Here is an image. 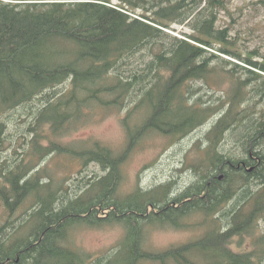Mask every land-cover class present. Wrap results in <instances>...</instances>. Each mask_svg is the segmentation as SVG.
Segmentation results:
<instances>
[{"label": "trees", "instance_id": "1", "mask_svg": "<svg viewBox=\"0 0 264 264\" xmlns=\"http://www.w3.org/2000/svg\"><path fill=\"white\" fill-rule=\"evenodd\" d=\"M0 7L7 12V22L0 24V69L13 64L9 79L0 83V132L8 126L5 113L27 107L26 113L33 114L31 109L42 104L43 111L33 116L34 121L17 128L21 139L36 133L31 141L40 158L32 168L48 154L79 166L63 178L50 173L43 183L39 179L48 173L46 167L27 178L25 172H17L10 185L0 183L5 216L0 227V264H264V231L257 232L260 221L264 222V59L254 61L253 52L237 48L231 24L217 26L219 10L226 8L224 0H0ZM46 18L55 22H43ZM186 21L191 31L183 37L162 29ZM54 36L58 37L54 46L46 48V40ZM167 42L177 48L175 56L167 51ZM198 44L217 47L218 52L244 61L246 67L234 63L229 69L228 60ZM152 66L156 68L149 91L137 106L125 107L130 85L143 80ZM106 68L112 71L104 80ZM198 80L209 89L227 81L229 88L219 104H206L202 96L194 98L197 89L192 83ZM56 85L59 88L48 98L41 96L30 107L46 87ZM140 109L144 111L138 119ZM122 110L125 143L121 148L93 138L62 142L66 133L81 128L92 114ZM218 110H224L223 115L205 133V149L197 148L199 161L192 166L199 180L178 194L185 199L179 203L188 208L185 221L199 215L203 232L165 251L147 250L145 229L175 225L178 202L167 199L166 183L147 190L141 196L143 205H133L135 192L120 189L123 165L148 135H164L172 142L190 132L181 127L185 120L201 125ZM44 124L49 127L43 129ZM229 140L233 145L225 156L220 155L219 147ZM92 163L101 175L84 173ZM219 163L226 167L216 168ZM73 174L79 178H72ZM55 178L57 183L52 185ZM230 182L232 190L227 186ZM97 186L106 188V195H99ZM242 190H246L244 202L226 210L233 191ZM220 213L226 219L247 215L251 223L226 231ZM106 225H120L124 234L113 252L91 259L76 244L75 233L80 227Z\"/></svg>", "mask_w": 264, "mask_h": 264}, {"label": "rangeland", "instance_id": "2", "mask_svg": "<svg viewBox=\"0 0 264 264\" xmlns=\"http://www.w3.org/2000/svg\"><path fill=\"white\" fill-rule=\"evenodd\" d=\"M224 2L226 8L219 10L217 26L226 27L228 24H231L230 34L233 39L236 38L237 48L242 52H253L254 61H261V59H264V0H224ZM166 30L171 34L183 37L184 33L191 31V28L185 24L172 23L171 28ZM215 49L217 51V47ZM215 53L230 62L226 65L229 69L233 67L234 63L241 67H246L244 61L234 56L220 52ZM237 70L238 73L241 72L240 68ZM225 75V73L221 74L219 76L220 79H224ZM218 86L209 89L199 80L193 82V89H197V94L194 98L202 96V101L206 102V104L217 105L220 103L218 99L224 97L223 91L229 88V83L221 81ZM143 111L144 109L137 111L138 119H141ZM123 114L124 110L121 112H110L105 115L98 111L95 115L92 114V116L87 117L84 124L80 126L81 128L66 133L62 137V142L67 143L77 138H93L115 149L121 148L125 143V132L121 125ZM211 120L210 123H206L199 131H195L194 134L180 137L172 142L164 135H148L135 146L133 152L123 165L124 178L120 187L121 191L129 193L136 187H139V185L144 190H149L169 183L167 196V199H169L199 180L198 172H195L192 166H197L200 152L193 145L196 141L205 138L204 135L210 127ZM10 126L9 132H12L10 138L16 140L15 134L20 135L22 131L17 130L15 125ZM22 128L24 127L22 126ZM235 133L234 131L232 135ZM231 144H233V140ZM202 145L204 146L201 148L205 149L206 142L202 141ZM5 156L6 153L0 150V161ZM43 165L46 167L48 173L43 174L39 179L41 183L48 180L50 173L63 178L69 175L70 172H75L79 167L75 162L61 158L55 154L45 156L38 166ZM84 173L87 176L93 177L94 175H101L103 172L92 163L85 168ZM78 175L73 174L72 178H79ZM56 183L57 178H55L52 185ZM75 183L74 188L78 185L79 181ZM240 198L243 199L244 196ZM1 205L0 201V222L2 219L1 223H4ZM234 206L235 204L230 202L226 210H232V208H235ZM221 217L225 219L226 214H222ZM199 219V216L193 215L188 217L186 221L190 224L197 222ZM260 225L257 232L264 231V222L260 221ZM202 232L203 228L197 223L181 226L180 228L173 226H149L145 229L144 247L150 251H165L171 246H177L196 238ZM123 234L124 228L120 225H106L102 227L84 226L76 231L75 241L85 251V254L95 257L98 254L113 252ZM144 264L154 263L144 262Z\"/></svg>", "mask_w": 264, "mask_h": 264}, {"label": "bare ground", "instance_id": "3", "mask_svg": "<svg viewBox=\"0 0 264 264\" xmlns=\"http://www.w3.org/2000/svg\"><path fill=\"white\" fill-rule=\"evenodd\" d=\"M2 1H4V0H2ZM6 1H10V0H6ZM76 1H87V0H76ZM194 11L195 12H193L190 17H193L196 14V12L198 11V9H196ZM6 16H7V12L4 11V7L3 8L0 7V24L2 22L3 23L7 22L5 20ZM41 19H43V18H41ZM41 19H39V20H41ZM42 21L45 22V23H50L51 24L53 20L51 21L50 19L46 18V19H44ZM187 21L185 23H183V24L188 25ZM53 22H55V21H53ZM95 29H97V28L95 27ZM173 35H176V34H173ZM57 39H58L57 36H54V37H52L50 39L48 38L46 40V42H47L46 43V48H51L52 49V47L54 46V44H55ZM36 45H37L38 48L42 47L41 43H36ZM198 45L203 47L201 44H198ZM166 47H167V51L170 54H172V56L176 55L175 53L177 52V48L174 46V44H170V43L167 42L166 43ZM206 50L208 52H210V53L218 52V51H216L215 48L206 49ZM213 51H215V52H213ZM141 52L145 53V55L147 54V50L146 49H144ZM183 54H189V51L188 50H183ZM15 58H16V56H15ZM155 68L156 67L152 66V68L149 70L148 74H146V77L143 80H141V81H139V80L137 81L136 80L132 84V88H131V85H130V89L132 90L131 91L132 93H130L127 97H125V99H124V106L125 107L132 108V107L137 106V102H138L139 98H142L149 91V89L151 87V81L154 80V75L153 74H154ZM111 71H112L111 68H106L104 70V72H103V79L104 80H106V79H108L110 77ZM12 73H13V64L11 66H9L8 69H0V83H4L5 81H7L9 79L7 77V74H12ZM149 81H150V83L148 84ZM148 86H149V88H148ZM58 88H59L58 85H56L55 87H51V86L46 87L44 89L43 95L39 94V95L36 96L37 98L32 99L33 101H32V103H30V107H34L35 106L36 102L38 101V98H40L41 96H45L46 98H48V96L51 95L53 93V91H55ZM43 106H44V103H43ZM43 108H42V104H40V105H38V106H36V107L31 109L33 111V114H28V113H26L28 111L27 107H23V108L22 107H19V108L17 107L15 109V111H13L12 113L9 112V113H5L4 114L6 119H8V126H6L4 128V130H3L4 135H3V133L1 134V132H0V150L3 151L4 153H6V156L4 157L5 161H2V160L0 161V183H1L2 186L10 185L12 183L10 178H12L14 174H17V172H22V173L25 172V174L29 175V176H24V177L27 178V177H30V175L33 174L34 172L39 171L40 169H42L44 167V165L40 166V167L38 166L39 163L41 164V162L44 160V158H43L37 163V165L34 167V169L32 168L33 163L36 162L38 160V158H40L39 151L34 147L32 141H31L36 136L35 131L27 133L25 135L26 137L24 139H21L19 137V135H16V140H13V139L10 138L12 136V132H9L10 131V127H11L10 125H15L16 128H18V127L24 126L28 122L30 123L31 121H34L33 116L36 113H41L43 111ZM223 112H224V110H218V111L215 112V114L213 115L214 118L211 120V124H212V125L210 124L211 126L216 124L217 119L221 118V116L223 115ZM53 117L56 118V119H61V120L64 119V117L61 116V115H53ZM250 118L251 117H249V119ZM207 123H210V120ZM205 124H206V121H204L201 125H199V124H196V121L194 119L193 120L187 119V120H185L183 122V125L181 127L182 128L187 127L188 129H190V132H188L186 134V135H189V134H194L195 131H199L200 128H202V126H204ZM211 126L209 128H211ZM48 127H49V125L44 124L42 128L43 129H47ZM209 128L207 129V131L209 130ZM207 131H206V133H207ZM186 135H184V136H186ZM204 137H205L204 139L196 141L194 143L193 147L194 148H201L202 146H204V145H202V141L203 142H207L206 135H204ZM229 142L230 141H225L223 143V145L221 147H219L218 151H219L220 155L225 156L226 155L225 152H226L227 147L231 148V146L233 144H231V142L230 143ZM23 149H24V151H23ZM31 151H32V153H31ZM235 151L238 152V148H236ZM27 155H29V156L25 160H22V158L27 156ZM48 155H50V154H48ZM229 157L230 156H228L227 158H229ZM225 167H226V165L223 164V163H219L216 166V168H223V169ZM217 173H219V172H217ZM240 176L241 175L239 173H238V175H236V177H238V179H240ZM249 177H251V176H249ZM195 183H192L190 185V187L192 185H194ZM243 183L247 184V179H244ZM250 183H252V182L250 181ZM232 185H233L232 182H230L227 185L230 190H232ZM95 191L101 196L102 195H106V193H107L106 188H103L101 186H97ZM146 191L147 190H144V188L140 187V185H139V187H136L132 191V192H135L134 194L136 196V198L134 199L133 205H140L141 206V205L144 204V200L141 198V196H143ZM184 191H188V188L183 189L182 192H180V194H182ZM224 191H228V190H226V188H225ZM71 192H72L71 193L72 195L75 194V192L73 193V190H71ZM132 192H129V193H132ZM245 192H246V190L233 191V194H232V197L230 199V202L233 203V204H239V203L241 204L242 202H244L245 199H242L240 197H243ZM224 194L227 195L226 192ZM174 198H176L177 199L176 202H178V203H176L177 207L175 208V212L177 214H175L174 216L175 217H177L178 215L182 216L183 213L188 209V208L185 209L182 206V203L185 202V199L182 196H180V195H176V196H174ZM240 199H242V200L240 201ZM180 201L182 203H179ZM209 201L213 202L212 200H209ZM62 204L66 205L67 203L64 201ZM191 204H193V203H191ZM66 209H69V208H66ZM220 215H221V213H220ZM135 219H137L138 223L142 222V218L141 217L137 218V216H136ZM219 221L221 222L222 229H225L227 231L230 228L239 227V226L241 227V225H246L248 223V221H249V217L247 215H240V216L239 215L238 216L235 215L233 217L231 216L228 219H226V218L223 219L222 218ZM1 222H2V219H1ZM72 222H74V221H72ZM250 223L251 222L249 221L248 224H250ZM2 224L3 223L0 224V227H1ZM4 233L5 232L3 231V234ZM263 260H264V258H263Z\"/></svg>", "mask_w": 264, "mask_h": 264}]
</instances>
